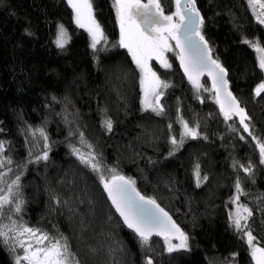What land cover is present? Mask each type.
Wrapping results in <instances>:
<instances>
[{"label": "trees", "instance_id": "16d2710c", "mask_svg": "<svg viewBox=\"0 0 264 264\" xmlns=\"http://www.w3.org/2000/svg\"><path fill=\"white\" fill-rule=\"evenodd\" d=\"M161 3L165 12L172 9L173 0ZM196 4L205 18L201 32L213 58L228 70L229 90L250 117V131L264 139V93L255 94L264 70L251 46L264 47V26L248 0ZM93 7L108 41L97 46L99 51L75 24L67 0L0 3V139L10 142L9 154L16 162L31 160L20 169L24 218L33 227L66 237L81 264H146L137 237L115 215L97 175L72 153V146L88 152L91 144L108 166L134 178L138 190L154 197L187 233L189 248L172 253L165 251L163 241L153 239V264H224L225 258L253 264L245 238L229 220V197L239 175L247 190L241 202L253 210V235L264 246V198L257 199L264 194V164L255 141L238 118L225 121L211 83L205 79L195 88L181 75L175 58L170 69H156L169 84L161 97L165 113L142 110L139 71L118 45L113 0H93ZM58 24L70 36L63 48L55 45ZM178 109L190 125L199 122L207 139L187 138L169 156L168 125L173 124L171 135L179 139ZM105 118L113 121L112 131L102 124ZM29 126L44 128L47 149ZM43 151H48V160L36 162L33 157ZM234 160L245 165L251 160L253 175L234 168ZM197 162L209 177L199 187L193 176ZM11 167L20 171L15 164ZM0 264H14L2 242Z\"/></svg>", "mask_w": 264, "mask_h": 264}, {"label": "snow or ice", "instance_id": "6c2138e0", "mask_svg": "<svg viewBox=\"0 0 264 264\" xmlns=\"http://www.w3.org/2000/svg\"><path fill=\"white\" fill-rule=\"evenodd\" d=\"M175 11L166 13L161 0H113L116 21L119 25L118 45L125 48L131 56L132 62L140 73V86L142 91V110L151 109L156 115L165 113L161 97L165 95L163 89L169 84L161 79L160 75L153 69L150 61L155 58L161 67L170 69V63L166 53L172 51L179 60L188 80L195 88L201 87L199 77L207 71L212 78V88L215 91V100L219 105L220 112L225 121L233 116L239 117V122L245 132L255 141L259 150L260 163L264 164V139L256 136L250 131V124L247 122L250 117L245 108L240 106L239 100L228 89V70L218 59L211 55L212 49L208 40L201 32L204 24V16L197 7L196 0H174ZM3 3V0H0ZM249 6L253 7V14L257 21L264 25V12L256 14L254 7L255 0H248ZM72 10L75 24L85 29L90 37V47L99 51L98 45L101 42L107 43L105 30L100 20L95 15L93 0H67ZM264 8V3L260 4ZM70 39L69 33L63 24L57 25L55 43L63 48ZM172 41H175L173 44ZM245 43H250L245 38ZM258 53V63L264 69V47L259 43L251 45ZM264 93V81L256 85L255 94L260 96ZM56 97H53L55 100ZM211 115V114H210ZM179 121V139L171 135L174 131L173 124L169 123L170 148L168 155H173L179 147L183 146L185 139H196L207 136L199 128V122L190 125L177 110ZM102 124L108 131H112L113 121L111 118L102 120ZM231 127V125H229ZM33 136L39 133L45 141L44 148L49 147L48 136L43 127L32 128L29 126ZM241 139H244L241 136ZM10 142L0 139V242L13 254L14 264H81L79 256L71 250L67 238L53 236L41 228L33 227L23 216L26 201L22 193L21 177L31 160L16 162L9 154ZM81 143L83 133H81ZM90 149L83 152L72 146V153L78 158L81 164L95 173L107 193L108 200L115 208V211L122 218L124 225L132 230L138 239L141 249L145 253L146 264H153V236L163 238L165 251L172 253L178 249L189 248V237L187 233L177 224L164 208L160 206L154 197L142 194L134 178L124 175L115 167L108 166L102 159V154L91 150L93 146L88 144ZM29 156L32 157L31 151ZM33 159L39 162L41 159L48 160V151ZM20 171H14L11 165ZM242 168L244 173L253 175L254 163L249 160L245 165L237 160L233 161V167ZM193 176L196 186L199 187L203 181L209 179L207 174L201 173V167L197 162L193 169ZM235 191L229 197L233 210L229 212V220L235 231L246 238L251 260L253 264H264V246L256 242L253 235L250 218L253 210L241 202V195L246 194L243 179L238 175L234 182ZM264 198L261 194L257 199ZM59 202L58 196L56 197ZM232 257L236 252L230 254ZM210 264H215L210 260ZM224 264H235L234 260Z\"/></svg>", "mask_w": 264, "mask_h": 264}, {"label": "rangeland", "instance_id": "374dc122", "mask_svg": "<svg viewBox=\"0 0 264 264\" xmlns=\"http://www.w3.org/2000/svg\"><path fill=\"white\" fill-rule=\"evenodd\" d=\"M260 1L259 0H255V3H254V7H255V10H256V14L258 15V14H260L261 12H264V8H261L260 7ZM175 11V2H174V0H173V6H172V9L169 11V12H166V13H170V12H174ZM255 16V15H254ZM255 18H256V16H255ZM257 20V19H256ZM264 26V25H263ZM80 29H82V28H80ZM83 31H85L86 33H87V31L85 30V29H82ZM87 35H88V33H87ZM89 36V35H88ZM89 39H90V37H89ZM119 41V40H118ZM90 42H91V40H90ZM172 43H173V41H172ZM67 44V43H66ZM65 44V45H66ZM55 45L57 46V44L55 43ZM64 45V46H65ZM58 47V46H57ZM58 48H60V47H58ZM123 49H125V48H123ZM126 51H127V49H125ZM256 53H257V51H256ZM166 55H167V57H168V59H169V61H170V63H171V59L172 58H175V59H177L176 58V55H175V53L174 52H172V51H169V52H167L166 53ZM257 56H258V53H257ZM178 60V59H177ZM150 63H151V65H152V67H153V69L156 71V69L157 68H163V67H161V65L159 64V62L158 61H156L155 60V58H153L151 61H150ZM163 69H165V68H163ZM264 70V69H263ZM139 71V70H138ZM139 85H140V73H139ZM140 90H141V86H140ZM141 96H142V91H141ZM145 110H147V111H151L152 112V110L151 109H145ZM233 117H236V118H238L239 119V117H237V116H233ZM232 117V118H233ZM230 211L231 210H233V205L231 204V202H230ZM245 240H246V238H245ZM246 242H247V240H246Z\"/></svg>", "mask_w": 264, "mask_h": 264}, {"label": "water", "instance_id": "95a60500", "mask_svg": "<svg viewBox=\"0 0 264 264\" xmlns=\"http://www.w3.org/2000/svg\"><path fill=\"white\" fill-rule=\"evenodd\" d=\"M174 43H175V41H173V44H174ZM211 55H212V52H211ZM212 57H213V55H212ZM178 69H179L181 75H182L187 81H189L188 78H187V76L185 75L183 69L180 67L179 60H178ZM205 79L208 80V81L211 83V85H212V78L208 75V72H207V71L203 72V74L200 75V77H199V81L201 82V81H203V80H205ZM189 82H190V81H189ZM228 89H229V88H228ZM100 186H101L102 193H103V195L105 196V198H106L108 204L110 205V207L112 208V210L114 211L115 215L118 217V219L120 220V222L122 223V225H123L128 231H130L131 233H133L132 230L128 229L127 226L124 225L122 218H121V217L119 216V214L115 211V208L111 205L110 200H108L107 193L104 192V190H103V186H102V185H100ZM160 206H161V205H160ZM161 207H162V206H161ZM162 208H163V207H162ZM165 211H166V210H165ZM167 212H168V211H167ZM168 213H169V212H168ZM169 215L172 217V215H171L170 213H169ZM172 218H173V217H172ZM173 220H174V218H173ZM177 224H178V223H177ZM179 226H180V225H179ZM133 234H134V233H133ZM134 235H135V234H134ZM135 237H136V235H135ZM152 239H157V240L163 241V238H162V237H159V236H156V235H154Z\"/></svg>", "mask_w": 264, "mask_h": 264}]
</instances>
